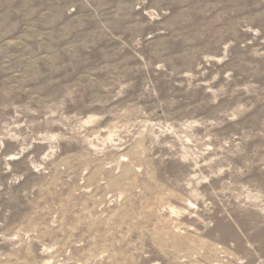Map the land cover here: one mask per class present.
Wrapping results in <instances>:
<instances>
[{"label":"rangeland","instance_id":"rangeland-1","mask_svg":"<svg viewBox=\"0 0 264 264\" xmlns=\"http://www.w3.org/2000/svg\"><path fill=\"white\" fill-rule=\"evenodd\" d=\"M0 264H264V0H0Z\"/></svg>","mask_w":264,"mask_h":264}]
</instances>
